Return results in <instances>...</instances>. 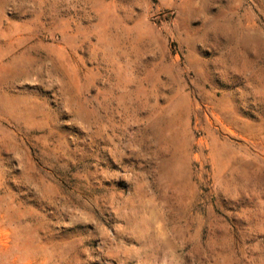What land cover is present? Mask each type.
Masks as SVG:
<instances>
[{"label": "rangeland", "instance_id": "1", "mask_svg": "<svg viewBox=\"0 0 264 264\" xmlns=\"http://www.w3.org/2000/svg\"><path fill=\"white\" fill-rule=\"evenodd\" d=\"M0 264H264V0H0Z\"/></svg>", "mask_w": 264, "mask_h": 264}]
</instances>
